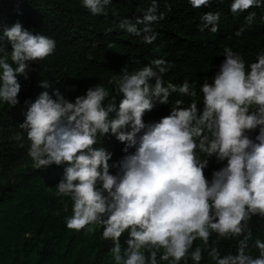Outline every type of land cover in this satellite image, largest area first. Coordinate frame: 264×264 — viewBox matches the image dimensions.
Here are the masks:
<instances>
[{
  "label": "clouds",
  "instance_id": "obj_1",
  "mask_svg": "<svg viewBox=\"0 0 264 264\" xmlns=\"http://www.w3.org/2000/svg\"><path fill=\"white\" fill-rule=\"evenodd\" d=\"M111 2L82 0V6L101 15ZM211 2L189 0L193 8ZM262 4L264 0H232L230 11L240 13ZM157 11L158 0H151L142 18L121 20L118 27L133 36L143 34V42L151 45L158 36L153 25L165 18ZM220 16L204 14L199 31L217 33ZM254 16L246 18L245 27ZM245 27L234 35L242 36ZM3 37L11 50L0 47V104L15 107L21 91L17 77L27 80L30 64L52 56L56 41L23 29L19 22L5 28ZM223 53L212 82L204 79L199 86L202 98L195 83L165 82L171 64L157 58L131 73L125 68L119 78L109 80L114 85L111 92L97 84L74 102L58 90L51 95L45 90L34 102L25 101L28 107L19 127L26 132L31 167L40 171L66 165L54 193L71 200L66 228L88 234L102 229L101 239L113 245L115 264H159L158 255L166 264H187L189 259L200 264L205 251L212 264H264V240L253 242L258 255L253 254L248 230L253 216L264 217V50L257 52L254 62L229 46ZM39 86L51 87L47 79ZM173 93L191 100L186 104L176 99L169 115L146 124L143 117L154 102L168 104ZM257 130L253 139L250 133ZM105 135L126 145L127 154L118 162L110 164L112 153L96 147ZM15 139L24 146L22 135ZM213 156L226 164L209 180L205 169ZM110 169L117 171L112 174ZM125 233L127 248L122 253ZM229 240L237 241V252L222 255L220 242Z\"/></svg>",
  "mask_w": 264,
  "mask_h": 264
},
{
  "label": "trees",
  "instance_id": "obj_2",
  "mask_svg": "<svg viewBox=\"0 0 264 264\" xmlns=\"http://www.w3.org/2000/svg\"><path fill=\"white\" fill-rule=\"evenodd\" d=\"M231 2L213 0L206 7L193 8L189 0H158L156 14L163 13L165 18L153 25L158 36L148 45L143 42V34L130 35L118 24L124 19L135 22L142 18L151 0H112L106 14L101 15H92L82 6V0H0V47L10 52L11 44L3 37V30L17 22L33 34H44L56 41L52 56L30 64L27 80L17 77L21 84L19 103L15 107L0 104V264H115L110 253L113 245L101 239L102 229L88 234L66 228L71 200L54 195L66 165H52L40 171L31 167L26 132L19 127L28 107L25 101L34 102L42 91L51 95L58 90L65 99L74 102L97 84L111 92L114 85L109 80L119 78L125 68L131 73L157 58L171 64L163 77L165 82L195 83L198 97L202 98L199 86L204 79L212 82L225 59V46L232 47L249 62H254L257 52L264 50V4L232 13ZM208 12L221 14L217 33L208 29L199 31L201 17ZM252 13L253 23L245 27L246 18ZM241 27H245L243 35L235 36ZM45 79L51 85L48 89L39 86ZM120 99L122 94L116 97L117 107ZM176 99H183L186 104L191 100L173 93L168 104L155 101L153 110L145 113L144 122H158L169 115ZM198 107L202 110V102ZM109 115L114 117L115 113ZM18 134L24 137L23 147L15 139ZM256 134L258 130L250 136L254 139ZM125 146L111 135L100 137L96 145L112 153L110 164L127 154L123 151ZM225 164L226 161L217 163L214 156L209 158L206 177L211 180L213 171ZM116 171L110 169L112 174ZM248 230L252 237L249 247L258 255L252 245L256 239L264 240V217L253 216ZM127 238L125 233L120 240L122 253L127 248ZM215 238L213 235L212 240ZM237 246L234 240L221 241L222 255L228 252L235 255ZM158 262L166 264L159 261V255ZM187 264L194 262L189 259ZM200 264H212L206 251Z\"/></svg>",
  "mask_w": 264,
  "mask_h": 264
}]
</instances>
